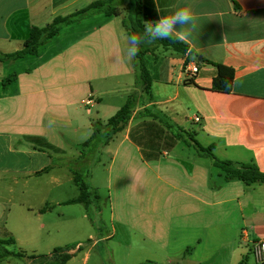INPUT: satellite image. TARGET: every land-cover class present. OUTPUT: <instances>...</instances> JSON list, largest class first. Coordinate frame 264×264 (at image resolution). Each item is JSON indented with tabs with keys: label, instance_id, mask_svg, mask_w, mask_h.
Instances as JSON below:
<instances>
[{
	"label": "crops",
	"instance_id": "0c3cea01",
	"mask_svg": "<svg viewBox=\"0 0 264 264\" xmlns=\"http://www.w3.org/2000/svg\"><path fill=\"white\" fill-rule=\"evenodd\" d=\"M95 1L0 0V53L22 50L33 26ZM141 1L144 23L190 6L199 25L186 54L158 48L144 57L152 98L126 57L129 0H118L120 16L92 14L62 28L38 55L0 62V233L20 251L39 252L65 229V203L80 194L71 172L78 168L105 192L112 223L105 239L141 263L249 264L247 253L264 241V183L228 181L184 139L264 174V0ZM191 63L200 69L193 78ZM216 64L234 70L230 93L213 90ZM132 94L137 105L100 162H82L78 148L92 122L106 123ZM70 184L79 194L67 198ZM78 217L89 220L86 211Z\"/></svg>",
	"mask_w": 264,
	"mask_h": 264
},
{
	"label": "trees",
	"instance_id": "16d2710c",
	"mask_svg": "<svg viewBox=\"0 0 264 264\" xmlns=\"http://www.w3.org/2000/svg\"><path fill=\"white\" fill-rule=\"evenodd\" d=\"M126 14L123 18V26L129 36H142L144 34L145 23L139 17L142 12L141 0H129L124 8ZM103 13L106 16H120L118 0H98L88 6L71 13L66 16L55 18L50 24L43 28L33 26L30 30L29 37L24 43L22 50L13 54L0 53V62L9 59H22L26 56L38 55L39 49L49 40L57 36L62 28L79 22L92 14ZM158 48L171 49L180 54L188 52V46L181 41L172 39L157 40L154 43L144 42L140 44V51L135 58L134 66L136 70V85L142 88L144 94L152 98V79L150 72L145 64L144 57ZM217 67V76L214 79L213 90L221 93H230L232 91L234 81V70L223 65H215ZM12 79L9 80V82ZM138 95L132 94L129 96L125 105L106 123L97 120L92 122V135L91 137L79 145L80 159L85 162L89 157L98 156L101 150L106 147L111 140L119 132L123 130L132 112L137 105ZM159 117V116H156ZM186 144L192 146L198 156L208 158L213 162V165L220 169L230 180H242L246 184L264 183V174L261 173L258 166L253 163H233L230 161H223L218 159L213 153V147L201 146L191 135L189 139H184ZM100 157V156H99ZM100 158H97V163ZM51 167H48L38 174L48 172ZM74 182L79 189V196L76 199L67 201L66 205L82 204L86 208L89 219L93 222L91 214L92 206L100 202V196L97 189L89 184L90 172L88 170H81L78 168H71ZM97 207V206H96ZM100 208V207H97ZM45 209L41 210V212ZM91 240L88 241V244ZM16 240L13 238L0 239V264H5L9 259H30L32 261L52 259V263L45 264H67L77 252L83 250L82 245L74 244L65 247L56 248L51 255H29L24 251L13 252L8 249L9 246H15ZM143 264H159L148 261Z\"/></svg>",
	"mask_w": 264,
	"mask_h": 264
},
{
	"label": "rangeland",
	"instance_id": "374dc122",
	"mask_svg": "<svg viewBox=\"0 0 264 264\" xmlns=\"http://www.w3.org/2000/svg\"><path fill=\"white\" fill-rule=\"evenodd\" d=\"M99 156L100 154L97 156V158H100ZM88 181L92 186L90 180ZM98 193L100 196V202L96 205H93L91 210L93 222L90 219L88 220L82 218L73 220V216L79 218L78 216L80 213L81 215L85 213L86 208L84 205H67L65 206L67 209V213L65 214L67 219L66 223L64 224L65 229L59 235H53L50 239H48V244H45L42 248H40V251L36 254L33 253L34 251L32 249H26L27 254L48 256L51 255V253L56 248L80 243L83 246V250L77 252L67 264H143L148 262L144 261L141 263L142 257H136L133 253H126V251L117 243L116 239L111 241H107L105 239V237L112 232L110 208L107 206V200L104 198L106 196L105 192L99 191ZM73 194L78 195L79 192L74 184H70L67 186V198H72L75 196ZM3 196L6 197L5 194ZM96 206L100 208H97ZM90 235L92 236L91 238H89ZM3 238L4 235L0 233V239ZM89 240H91V242L88 244ZM8 249L13 252L20 251V248L16 245L9 246ZM247 256L249 258V264H255V256L249 252L247 253ZM9 262L10 264H45L52 263L53 260L48 259L35 262L27 258H12L9 260Z\"/></svg>",
	"mask_w": 264,
	"mask_h": 264
},
{
	"label": "clouds",
	"instance_id": "9594fccd",
	"mask_svg": "<svg viewBox=\"0 0 264 264\" xmlns=\"http://www.w3.org/2000/svg\"><path fill=\"white\" fill-rule=\"evenodd\" d=\"M198 27L197 16L190 6L177 8L156 22H146L142 36H125L126 57L129 61L134 60L140 51V44L144 42L154 43L162 39L187 42Z\"/></svg>",
	"mask_w": 264,
	"mask_h": 264
},
{
	"label": "built area",
	"instance_id": "2783aa9c",
	"mask_svg": "<svg viewBox=\"0 0 264 264\" xmlns=\"http://www.w3.org/2000/svg\"><path fill=\"white\" fill-rule=\"evenodd\" d=\"M199 66L197 63H191L186 66V73L190 78L196 77L199 74ZM91 101H87V105H90ZM195 121L199 122L200 119L196 118ZM254 255L256 260L260 264H264V241H257L253 245Z\"/></svg>",
	"mask_w": 264,
	"mask_h": 264
}]
</instances>
